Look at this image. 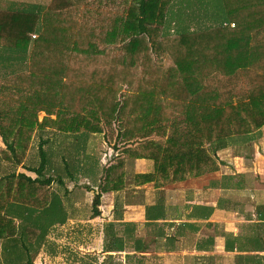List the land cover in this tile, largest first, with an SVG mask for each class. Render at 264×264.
I'll return each mask as SVG.
<instances>
[{
    "label": "trees",
    "instance_id": "trees-1",
    "mask_svg": "<svg viewBox=\"0 0 264 264\" xmlns=\"http://www.w3.org/2000/svg\"><path fill=\"white\" fill-rule=\"evenodd\" d=\"M173 2L50 0L35 11L0 8V53L26 61L0 79L3 157L22 163L34 130L46 126L100 133L116 123L117 155L103 165L102 192L124 186L126 158L153 162L152 171L133 174L137 185L216 170L208 143L264 125V0H198V11L208 9L215 23L195 30L181 25ZM175 21L181 29L171 32ZM43 142L38 165L24 166L34 177L0 176V239L18 235L27 264H34L30 247L36 253L48 226L66 216L51 199L56 178L44 174ZM98 203L99 193L92 216Z\"/></svg>",
    "mask_w": 264,
    "mask_h": 264
},
{
    "label": "crops",
    "instance_id": "crops-1",
    "mask_svg": "<svg viewBox=\"0 0 264 264\" xmlns=\"http://www.w3.org/2000/svg\"><path fill=\"white\" fill-rule=\"evenodd\" d=\"M49 2L0 0V8L35 11ZM25 65L17 56L0 53V79ZM39 112L43 111L37 112L38 120L44 115L38 118ZM79 132L74 136L85 140V159L75 167L77 176L75 171H65L64 179L75 186L86 184L72 190L65 182L62 193L78 196L71 197V208L92 203L97 193L99 203L95 216L91 209L89 218H74V264H264V125L248 134L212 141L216 170L161 186L153 181L137 185L133 174L152 171L153 162L126 158L124 186L104 192L98 186L104 164L100 165L89 143V135L95 133ZM41 139L44 145L47 137L40 135ZM0 145L4 146L1 134ZM80 148L75 149L76 156ZM53 178L63 182L59 176Z\"/></svg>",
    "mask_w": 264,
    "mask_h": 264
},
{
    "label": "rangeland",
    "instance_id": "rangeland-1",
    "mask_svg": "<svg viewBox=\"0 0 264 264\" xmlns=\"http://www.w3.org/2000/svg\"><path fill=\"white\" fill-rule=\"evenodd\" d=\"M188 1L190 0H174L173 6L171 7L172 13L179 12L181 14V25L183 27L195 30L215 23L210 19L207 13L209 12L208 9L207 11L206 9L198 11L197 8H201L202 6L198 3V0H192L193 3L192 1L190 3ZM189 4H192L191 8H196V10L192 11L190 7H187ZM171 24V32L181 29L180 25L177 24L176 21L175 23L171 22ZM42 115L43 112H39L38 118H41ZM103 129L104 131L100 133L89 135L91 136L89 142L90 147L94 150L95 156L98 157L97 160L100 165L108 163L111 160V157L117 152L116 148H118V144H116L118 142L115 139V132L117 130L116 123L111 128L104 127ZM53 132L56 134H53ZM76 133L79 134L80 132H61L52 128L36 130L22 161L28 166L38 165L39 155L37 147L40 135H43L44 137H47V141L43 145L46 153L44 174L52 177L59 176L63 179V182L61 179V182L53 181L48 186V189L51 194V199L54 198L61 202V207H63V210L66 213L65 219L62 222L48 226L44 240H42L39 247L37 246L38 249L36 253H34V249L30 247L29 251L32 255V261L34 264H74L76 262V259H74L75 253L72 251V249H74L77 245L75 244L76 235L74 234V218H89L91 213V203H89V201H85L86 203H83L78 207L71 208V197L78 199V196L71 194L66 197L63 196L62 193L65 182L66 186L72 190L83 187L84 184H86L81 183L75 186L74 181H65L64 179L67 178L65 171L74 172L78 163L80 164L81 160L85 159V152H82V144H84L85 140H76L74 136ZM50 138L52 139L50 140ZM78 146H81V152H78V156H76L77 154L75 155V149ZM208 148L213 151L212 143H208ZM3 149H5V144L4 146L0 145V176L17 171L24 174L26 173L32 177L35 176L33 172L26 170L23 165L7 161L3 157ZM127 168H129V166H127ZM77 175L78 172L75 171V176ZM129 176L130 173L126 175V178H129L127 179L128 181L130 180ZM80 197L81 196H79V199ZM82 198H84V196H82ZM64 222L66 224L65 226L62 225ZM0 264H27L26 255L20 245V237L18 235L9 239H0Z\"/></svg>",
    "mask_w": 264,
    "mask_h": 264
},
{
    "label": "built area",
    "instance_id": "built-area-1",
    "mask_svg": "<svg viewBox=\"0 0 264 264\" xmlns=\"http://www.w3.org/2000/svg\"><path fill=\"white\" fill-rule=\"evenodd\" d=\"M231 25H233V24H231ZM35 34H33L32 36H34Z\"/></svg>",
    "mask_w": 264,
    "mask_h": 264
}]
</instances>
